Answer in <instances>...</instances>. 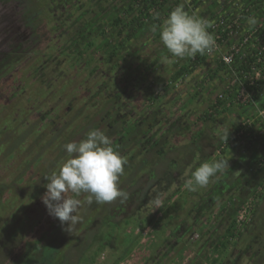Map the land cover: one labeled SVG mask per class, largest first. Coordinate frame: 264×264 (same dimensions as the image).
I'll return each mask as SVG.
<instances>
[{"label": "rangeland", "instance_id": "1", "mask_svg": "<svg viewBox=\"0 0 264 264\" xmlns=\"http://www.w3.org/2000/svg\"><path fill=\"white\" fill-rule=\"evenodd\" d=\"M132 1L0 0V13L10 14V21L22 37L19 43L16 42V33L11 41L6 42L7 48L12 46L17 50L15 56H20V59L9 64L3 72L2 68L0 71V178H5L4 182L9 183L11 188H17L14 180L20 174L19 167L26 162V157L35 159L38 144H45L52 130H59L67 122L77 125L79 119L87 118L86 124H89L87 115L101 109L108 110L111 100L115 106L109 110L114 113V122L117 124L114 127L115 123L111 122V125L117 138L126 135L139 120L149 119L147 125L148 122L154 123L151 130L147 125L143 129L142 143L146 142L147 146L154 144L152 130L155 134V127L167 125L173 130L181 129L186 123H193L201 114L207 113L218 99H224L225 103L218 110L217 107L216 111H211V119L206 120L209 127L215 125L216 116L223 119L224 114L227 117L234 112L239 115L228 125L236 128L229 131L227 141L224 140L222 145L247 149L264 137V62L260 61L259 67L255 63L251 64L248 72L237 70L240 58L247 52L257 51L254 50L257 47L255 40H264V0L194 2L187 11L196 12L214 22L209 31L214 34L219 49L214 55L206 54L204 58L199 56L201 60L196 56L173 63L162 62V58L170 57V53L159 39V27L156 26L154 31L155 25L149 22L133 39L121 46L125 34L118 33L120 27L114 29L109 25L119 16L128 19L131 14H135L131 11L126 13ZM249 15L258 18L257 25L248 26L246 18ZM4 26H0V40L6 37ZM235 51L240 52L232 59L229 57L230 61H224L223 56L228 57ZM197 61L200 62L193 65ZM260 69L262 73L257 74ZM245 96L250 99L245 100ZM90 105L96 107L90 110ZM248 119L251 123L245 122ZM122 120L128 122L123 124ZM64 127L68 128L60 137L69 138L71 129L69 125ZM208 129H204V132L196 130V136H201ZM22 134L28 135V148L16 154L20 160L12 161L11 153L7 157L6 151L9 152L20 141ZM34 136H38L40 141H34ZM178 141V137L172 138L164 147L161 144L157 147L170 149ZM143 144L138 146V150L142 149L140 146ZM188 146L189 149L193 148L191 144ZM179 150L181 147H178ZM171 159L174 158L169 155L170 162ZM180 164L172 167L176 177L177 171L184 169ZM164 166L162 162L158 165L161 167L159 172L164 171ZM246 168L244 163L235 175L240 177ZM183 171V176L177 177L170 191H166L157 203L147 206L141 213L140 220L145 223L144 226L140 227L141 222L131 225L136 227L125 241L127 245L132 244L129 245V252L120 258L126 246L121 242L123 236L118 232L115 235L114 232L111 243L106 244L92 264L251 262L248 254L250 250L246 245L250 238H255V229L248 231L244 228L242 235L236 236L235 242L232 241L223 252V247L218 250L214 248L215 244L224 240L228 227L219 224L216 216L220 218L221 214L216 215V208L219 210L221 204L232 202V199L218 198L216 190L220 182L216 183L214 178L212 185L188 191L186 179L191 176V172H186V169ZM161 184L164 186V183ZM247 196L229 204L233 207L234 217L237 218L240 213L236 208L248 202ZM28 205H31V212L25 220L27 225L31 222L34 227L27 226L26 231L24 229L25 239L31 238L30 242L34 243L48 234L47 229L51 225L49 220L44 221L41 228L36 226L40 215L48 214L43 202L33 200V204ZM213 221L215 224H209ZM216 221H219L218 224ZM204 222L207 224L204 225ZM67 227V224L63 225L64 231L69 233ZM139 227L141 231H137ZM34 230H39L35 239ZM80 230L81 222L73 227L71 233ZM134 241L136 244H133ZM99 242L97 238L92 248L97 249Z\"/></svg>", "mask_w": 264, "mask_h": 264}, {"label": "trees", "instance_id": "2", "mask_svg": "<svg viewBox=\"0 0 264 264\" xmlns=\"http://www.w3.org/2000/svg\"><path fill=\"white\" fill-rule=\"evenodd\" d=\"M196 1L197 0H133L130 3L129 9L126 10V13L131 11L135 14H131L128 19L124 16H119L113 19L109 26L114 29L120 27L118 33L120 35L125 34L124 40L121 41V46H124L127 41H130L137 35L146 23L149 22L155 26H159L163 18L166 17L175 6L183 3L185 9L188 10ZM196 5L193 6L196 7ZM255 42L257 47L254 48V50L257 51H252L250 54L247 52L243 58H240L241 62L237 66V70L243 69L248 72L251 64L255 63L256 66L259 67L261 66L260 61H262V63L264 62V40L260 42L259 38H257ZM260 49L263 50L261 54H259L261 51ZM16 53L17 50H14L12 54H8L0 62V71L2 68L3 72L9 64L17 62V60L20 59V56H15ZM205 55L206 54H197L200 60L201 57L204 58ZM199 56L201 57L199 58ZM198 62L200 61L194 62L193 65ZM178 74H180V72ZM241 78L243 79L242 74ZM163 90L165 89H162V91ZM108 103V105H110L109 109L113 107V105L115 106V102H112V100ZM224 103V99H218L209 108L207 113L201 114L195 121L200 120L202 122L201 125L205 126L204 129H208L209 126L206 120L211 119V111H216L217 107L218 110ZM95 105H90L88 109L93 110L96 107ZM109 109L90 112L87 115L90 118L89 124H86L87 118L84 120L79 119V122L76 121L77 125L73 122L64 124L63 127L69 125L71 129V136L69 138L60 137L68 127L52 130V135L47 142L42 145L40 143L38 144L39 148L36 150L37 155L35 159L30 160V157L27 156L28 158L26 157L25 159V163L27 164L24 163L19 167L20 174L17 175L14 180V184H17L16 189L11 188L9 183H5V178H0V264H92L95 257L104 250L106 244L109 242L111 243V236H113L114 232L115 235L118 232L119 235L123 236L121 242L122 245L124 244L123 246L126 247L123 255L120 256V258H122L124 254L129 252V245H132H127L125 242L136 227H131V225L139 224L141 222V213L145 211L147 206L157 203L162 196L165 195L166 191H170L177 177L184 174L183 170L188 167V159L185 158H182L184 160L182 162H184L185 165L183 166L184 169L182 171H177L178 176L176 177V173L172 172V167H176L180 163L175 159L176 156H179L177 146L172 145L170 149H160L156 146H147L145 145L147 144L146 142L145 144L142 143L144 141L143 129L144 126L147 125L146 121L149 119H144V121L139 120L138 124L132 127L126 135L117 138V133H115L116 131L114 130V127L117 125L116 122H114L116 118L114 117V113L110 112ZM111 122L115 123H113L114 127L111 125ZM122 122L126 124L128 121L122 120ZM148 124L150 125L149 122ZM93 128L103 130L111 138L117 150L127 158V164L124 166V173L120 177V187L127 192V200L121 202L120 199H117L111 203L104 204H97L94 201L91 205L85 203L80 209L83 220V222L81 221V230L76 233H66L59 219L52 217L49 213L45 215L46 218L44 220H42V218L45 216L40 215L36 226L41 228V225L43 226L45 223L44 221L48 222L50 220L51 228L47 229L48 234H44L43 238L31 243V238L25 239L26 233L24 232L27 226L34 227L31 222L27 225V220H25L31 212L29 211L31 210V205H28V203L33 204V200L43 202L42 197L47 191L45 185L48 182L45 176L58 170L60 163L67 158L63 146L68 142L79 141L85 137L87 131ZM115 129L117 130V128ZM188 129L189 128H186L185 125L181 129L176 128L175 130L166 132L165 136L169 138L168 142L171 141L172 138L178 137L179 140L183 138L181 142L187 144L186 142L189 140L191 145L195 146L198 143L197 141L202 138L201 136L203 134L197 137L193 134V131H188ZM11 135L13 134H9V136ZM33 139L34 141H40L38 136H34ZM118 139L120 140L115 145ZM19 140L18 143L13 145V150L10 148L9 152L6 151V156L11 153L10 159H13L12 161L20 160V156L18 157L16 154L19 155V152L21 153L28 148L26 147L28 135L22 134ZM220 141H218L219 143L212 142L209 146L213 147V150L216 151L221 148L223 140ZM142 144L144 146H140L142 149L138 150V146ZM216 144L218 145L217 147ZM137 151L138 156H136ZM169 155L170 158H174L171 159V162L169 161ZM137 157L138 159L136 160ZM259 159V163H261L262 160L264 161L262 158ZM42 161L44 164H42ZM167 161H169V163ZM161 162L165 163L166 166L163 167V172H159L161 167H158V165L160 166ZM248 167L250 166L248 165ZM46 168H48V170H44ZM252 169L253 168H251V170ZM253 171L254 170H252V172ZM226 182L229 186V181L227 180ZM161 183H164V186H162ZM254 184L257 187L259 186V188L253 189V196H251L252 194L250 195L251 197L247 196V199L253 201L250 219L245 220L243 223L244 226L242 225L241 228H239L237 226V218L234 217L231 224L226 228L224 240L215 244L214 248H216V250L222 249L223 247L224 249H222L221 252L225 251L227 246L234 241L235 237L242 235L241 232L244 228L248 230V226L253 223L252 219L256 213L258 204H260L258 198L262 200L264 196V179ZM254 184L250 182L249 185L252 187L251 185ZM223 187L226 188L227 184L225 183ZM86 195L87 194H84L80 198L84 200ZM170 197L171 195L168 199H170ZM231 201L233 202V200ZM24 207H27L26 210H24ZM242 207L243 204L239 205L238 209L240 210ZM46 209L47 207H45V210ZM141 223L139 225H141ZM103 230H106V232ZM102 231L103 233L100 235ZM38 232L39 230H34L35 235H33V239L37 237L36 235ZM50 233L53 234L50 236ZM97 238L100 239V242L97 249H94L92 246ZM133 244H136V242L134 241ZM115 262L117 263V261Z\"/></svg>", "mask_w": 264, "mask_h": 264}, {"label": "clouds", "instance_id": "3", "mask_svg": "<svg viewBox=\"0 0 264 264\" xmlns=\"http://www.w3.org/2000/svg\"><path fill=\"white\" fill-rule=\"evenodd\" d=\"M238 2V0H237ZM248 26L258 24V18L249 15ZM213 21L189 12L183 3L175 6L159 27V39L170 53L162 58L163 63H173L186 58H195L197 54L214 55L218 51L215 36L209 31ZM153 30H156L154 26ZM229 128L221 134L227 141ZM64 149L67 158L58 170L46 175L47 191L42 197L49 215L58 218L61 225L67 224V231L81 222L80 209L86 203L91 205L111 203L117 199L124 202L127 192L120 187V177L124 173L127 158L113 145L111 138L101 129L87 131L79 141L66 143ZM229 168L228 160L217 159L201 163L191 173L186 182L188 191L205 188L211 180L218 178ZM84 194L86 198L80 197Z\"/></svg>", "mask_w": 264, "mask_h": 264}, {"label": "crops", "instance_id": "4", "mask_svg": "<svg viewBox=\"0 0 264 264\" xmlns=\"http://www.w3.org/2000/svg\"><path fill=\"white\" fill-rule=\"evenodd\" d=\"M236 113H232L230 116L227 117L225 114L223 115V119L217 118L216 116V123L215 125L210 126V128L205 131V133L201 136L202 138L199 139L197 144L195 146L191 145L193 148L189 149L188 145L191 144L189 140H187V144L181 142L183 138H180V140L176 143L174 146L181 147V150H179V156H176L175 159L179 161L183 166L184 161L182 158L188 159L187 162V168L186 172L189 171L192 173V171L195 170L196 167H198L201 163L206 161H212L217 159H224L228 160L229 168H226L223 174H220L218 178H216V183H219L222 179L225 177L232 178V181H229V178L227 179L229 183L231 184L230 188H217V196L221 199H234L236 198V194L240 195L241 198L246 196H250L253 194V189L259 188V186H255L254 183H259L264 179V161L262 160L261 163L258 162L259 158H262L261 156L264 154V137L255 144L251 145L250 148L247 149H239L238 147H230L228 146L227 149L221 150L217 149L216 151L213 150V147L209 146V144H212V142L219 143L218 141L223 140L221 139V134H223L228 128L229 131L236 128L235 126L229 127L228 125H231L232 122L235 121L236 118L239 117V115H235ZM199 121H193V123L186 124V128H189L188 131H193V134L196 135L197 132L204 131L203 125H201ZM216 126V127H215ZM222 141V142H223ZM221 142V141H220ZM218 145L216 144V147ZM182 149L184 152H182ZM193 153V154H192ZM260 160V159H259ZM247 165V168L245 172L238 177L236 174L237 170L241 169L243 164ZM196 165V166H195ZM248 165L250 167H248ZM253 165V166H251ZM194 167V168H193ZM254 167V168H253ZM252 170H255L252 172ZM183 176V175H182ZM180 176V177H182ZM191 176L186 179V182L188 179H190ZM244 179V180H243ZM246 180V181H245ZM212 181V180H211ZM253 183L254 185H251L252 187H249L248 185ZM248 185H247V184ZM212 185V182L209 183V185ZM214 187V186H212ZM234 195V196H233ZM252 196V195H251ZM250 196V197H251ZM249 197V198H250ZM264 196L261 200V203L256 209V213L253 217V223L248 226V231L255 229L254 232V239L250 238V240L247 241L248 250H250V260L248 264H264ZM262 205V207H261ZM235 209V208H234ZM238 212V207L236 208ZM219 211V212H218ZM233 207L229 206V202L226 204H221L219 210L216 208V215L221 214L220 218L216 216V218L220 221L219 224H226V226H229L231 224V221L234 219V216L232 215ZM214 213V214H215ZM232 215V217H230ZM218 221V222H219ZM216 221V223L218 224ZM215 224V222H211L209 224ZM198 224L201 225L199 222ZM207 222H204V225H206ZM212 224V225H213ZM247 232V231H246ZM256 233V234H255ZM258 237V238H257ZM236 245V244H235ZM258 246V248H257ZM254 247V249H253ZM249 261V260H248Z\"/></svg>", "mask_w": 264, "mask_h": 264}, {"label": "flooded vegetation", "instance_id": "5", "mask_svg": "<svg viewBox=\"0 0 264 264\" xmlns=\"http://www.w3.org/2000/svg\"><path fill=\"white\" fill-rule=\"evenodd\" d=\"M11 20V16L10 14H8L7 12H2L0 13V26H4V33L6 34V37L3 39V40H0V62L8 55V54H12L13 51H14V48L12 46H9L7 48V45H6V42L8 41H11L14 34L17 33V35L15 36V40L16 42L19 43L20 39L22 38L21 35L18 33L17 31V28L13 26L12 22L10 21ZM0 38H1V33H0ZM167 124V123H166ZM171 124V123H170ZM174 124H177V123H174ZM154 123H150L149 127H150V130L151 128L153 127ZM169 125V124H168ZM173 130V127H170V126H167L165 127V125L163 126H159V128L156 129L155 127V134H154V129L152 130L153 131V138H154V144L153 145H149L150 147H154V146H161L164 147L166 143H168V137L165 136V133L168 132V131H172ZM256 172V170H255ZM229 177H225L224 179H222L219 183V187H218V190L219 188H223V186L225 185L226 183V179H228ZM244 180V179H243ZM246 181V180H245ZM247 184V183H246ZM230 185V184H229ZM248 185V184H247ZM250 187V185H248ZM230 188V186H227V188ZM217 190V191H218ZM244 198V197H243ZM242 198L240 197V195H236V198H232L233 201L235 202H238L240 201ZM259 202L261 201L260 198H258ZM232 203L234 204V202H229V204L232 205ZM145 224V223H144Z\"/></svg>", "mask_w": 264, "mask_h": 264}, {"label": "built area", "instance_id": "6", "mask_svg": "<svg viewBox=\"0 0 264 264\" xmlns=\"http://www.w3.org/2000/svg\"><path fill=\"white\" fill-rule=\"evenodd\" d=\"M216 43H217V41H216ZM217 45H218V43H217ZM219 46V45H218ZM218 49H219V47H218ZM263 49H264V47H263ZM261 50V49H260ZM239 52L240 51H235V52H233V53H231L230 54V56H223V59H224V61H230L229 60V57H230V59H232L233 58V56L235 55V54H239ZM262 72H261V69L260 70H258L257 71V74H261ZM244 99L245 100H248V99H250V98H248L247 96H245L244 97ZM263 112H264V110H263ZM262 112V113H263ZM246 123H251L250 122V120L248 119V120H246L245 121ZM227 146V145H226ZM225 145H222L221 146V148H220V150L219 151H221V150H225L227 147H226ZM262 157V159H264V154L261 156ZM252 208H253V201L252 200H248V202L245 204V205H243V207L240 209V213H239V215H238V217H237V226L239 227V228H241V226L243 225V223L245 222V220H247V219H250V211L252 210ZM141 226H144V223L142 222L141 223V225H140V227ZM244 226V225H243ZM138 228V230L137 231H141V228Z\"/></svg>", "mask_w": 264, "mask_h": 264}]
</instances>
